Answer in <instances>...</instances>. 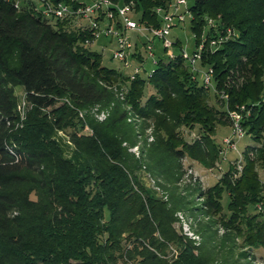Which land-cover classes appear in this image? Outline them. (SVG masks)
Listing matches in <instances>:
<instances>
[{
  "label": "trees",
  "instance_id": "trees-1",
  "mask_svg": "<svg viewBox=\"0 0 264 264\" xmlns=\"http://www.w3.org/2000/svg\"><path fill=\"white\" fill-rule=\"evenodd\" d=\"M52 1L81 5L77 0ZM113 1L134 2V17L141 25L161 27L156 9L165 0ZM190 10L197 46L204 33L210 40L235 31L236 36L215 51L206 44L200 66L213 69L216 93L224 92L230 111L246 108L242 124L247 136L263 145L249 146L254 159L243 153L241 175L230 165L215 186L205 191L196 185L193 192L205 207L225 217L227 200L231 216L226 230L240 228L247 243L264 248V213L256 210L259 203L264 206L258 173V165L264 164V0H194ZM208 19L217 29L206 28ZM88 40L93 41L91 32L74 26L71 19L53 21L35 5L17 9L12 1L0 0V264H215V249L195 245L177 228L185 197L169 189L165 201L148 188L138 173L141 161L125 144L134 145L130 115L153 120L158 136L149 160L159 175L173 181L182 175L185 159L215 168L222 146L213 136L229 116L209 106V90L179 56V40L174 61L165 58L156 41L154 74L142 73L133 81L122 67H105L103 54L86 47ZM143 40L136 44L144 46ZM237 77L245 83L237 86ZM11 84L24 89L34 109L21 130ZM118 84L130 85L122 103L114 99ZM151 86L158 91L144 102ZM64 98L81 110L113 106L105 121L89 122V134L72 136L70 158L53 139L67 109L57 111L54 123L43 114ZM182 125L198 127L201 140L188 144L180 138L176 131ZM170 249L176 250L172 256Z\"/></svg>",
  "mask_w": 264,
  "mask_h": 264
},
{
  "label": "rangeland",
  "instance_id": "rangeland-1",
  "mask_svg": "<svg viewBox=\"0 0 264 264\" xmlns=\"http://www.w3.org/2000/svg\"><path fill=\"white\" fill-rule=\"evenodd\" d=\"M79 3L91 2L93 0H77ZM189 7L191 8L194 4V0H187ZM192 15L187 18V22L183 26L174 28L171 33V39L173 41H180L183 45V48L186 50L188 55L196 50V36L191 30ZM131 37L136 40L137 33L130 32ZM160 48V44H158ZM89 50L93 52H98L103 54V65L110 69H120L121 64L113 59V52L115 51L116 44L114 40H106L103 37L87 46ZM161 50H158V56H161ZM156 66L150 65L149 71L155 69ZM237 76L240 74L236 73ZM245 77V76H244ZM235 78V77H234ZM238 78V77H237ZM239 82L237 86L243 85L246 81L245 78H238ZM229 85L226 86L232 88L230 85L233 84L232 81H229ZM9 89L14 95L18 103L17 114L19 116V126L18 130H21L24 127V123L28 120L30 114L33 113V108L28 106L26 103V94L24 89L19 85H9ZM130 85H115L113 90L116 93L115 100H118L120 103L124 102L127 96V93L130 91ZM154 86L147 88L145 90L144 102L152 95L157 93ZM207 102L210 107L215 108L219 112H225L226 117H228V112L230 111L227 100L224 101V92L218 94L210 90ZM113 106L103 105L89 108L86 110L78 109L76 106L71 105V103L66 99H61L53 109L43 110V114L47 115V119L54 123L57 120V111L67 109L68 116L65 118L64 123L60 127H56L53 134V139L61 146L64 150L66 157H71L74 151L70 139L74 134L81 136L82 134H89L90 128L88 126L90 121H96L102 123L105 121L113 111ZM127 110L131 108L125 106ZM130 120L128 121L131 126L134 128V145L125 144L126 148L129 151V154L133 155L137 160L141 161L142 169L138 171L139 176L143 178V182L147 184V187L155 191L162 199L165 201L169 198L171 190L176 191V195H182L185 197L186 205L182 213H178L179 222L177 223V228L182 230L183 236L188 239L190 242H194L195 245H201L208 250H216L215 253V264H264V248L255 249L246 241V234L240 236L236 228L231 231H227L225 228V223L227 218L231 216V213L227 211V205L225 200V214L228 216H222L217 214L215 210H210L205 207L203 200L200 199V196L193 192L195 186H199L203 190H208L210 187L215 186L227 173L230 165H234L237 170V174L241 175L245 166L244 164L239 169L235 160L239 159L243 153L249 152L251 148L249 146H256L260 149L263 148L262 144H257L253 140L246 136L241 142L238 143V151L230 152L225 151V154H221L220 158L215 162V168L210 169L207 166H204L200 163L192 161L191 159H185L183 162V173L177 175L173 181L168 180L166 177H162L156 169V165L152 164L153 162L149 160V152H152V149L157 145V127L155 122L145 121L139 119L134 115H130ZM229 118V117H228ZM130 126V127H131ZM125 129V127L123 128ZM124 132V131H123ZM177 134L180 138H183L188 144H193L197 140H201L200 130L198 127L191 129L187 128L185 125L178 127ZM125 133V132H124ZM232 136V126L231 122L223 125L217 126L215 135L213 139L216 144L223 145V139L226 137ZM249 157L252 159L255 156L249 152ZM259 178H261L262 183L264 184V164L258 165ZM239 177V176H238ZM30 190L29 188L26 189ZM33 201H37V196L35 194L31 195ZM185 204V203H184ZM263 205L260 203L256 205L257 212H263L261 210ZM252 207L250 209L251 214ZM257 213V214H258ZM106 217H109L108 212H106ZM239 227V225H238ZM243 232H246L243 231ZM175 249H170V254H175ZM246 254V256L244 255Z\"/></svg>",
  "mask_w": 264,
  "mask_h": 264
},
{
  "label": "built area",
  "instance_id": "built-area-1",
  "mask_svg": "<svg viewBox=\"0 0 264 264\" xmlns=\"http://www.w3.org/2000/svg\"><path fill=\"white\" fill-rule=\"evenodd\" d=\"M10 1L14 3L17 9L35 5L37 12L47 19H53V21L71 19L74 26L91 32L93 41H86V47L100 40L102 37L106 40H114L116 48L113 52V59L122 65L121 67L130 77L131 81L135 80L142 73H146L150 77L154 74L155 69L149 71L146 70V66L149 61L153 66L158 65L154 46L156 41L161 42L164 56L167 60H177V42L171 39V33L174 28L185 25L187 18L192 15L187 0H165L166 3L156 9V13L161 20V27L155 28L141 25L136 20V17H134V2L120 5L116 4L113 0H93L91 2H83L80 6L74 8L62 2L54 3L52 0ZM217 27L213 19L207 20V29L212 30L213 28L217 29ZM130 32L137 33L136 40L131 37ZM235 36V31L231 29L227 30L224 34L221 33L214 36V38L212 37L210 40L204 33L202 35V43L197 46L192 55H188L184 48L181 49L179 56L188 65L193 78L198 79L205 89L217 92L214 84L213 69H203L200 66L206 44L209 43L211 51H215ZM143 38L146 41L144 46L136 44L137 41L143 43ZM141 56L145 57L144 61H141ZM218 94L220 95V93ZM223 99L224 101L227 99L225 94ZM27 105L30 106L28 103ZM245 111L246 108L243 106L240 108V111L229 112L228 116L232 126V136L223 139L224 147H221V154H225L226 150L237 153L238 143L247 136L242 124L243 112ZM235 162L239 169H241L243 156L241 155ZM263 207H260V209L264 210Z\"/></svg>",
  "mask_w": 264,
  "mask_h": 264
}]
</instances>
